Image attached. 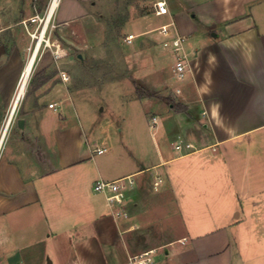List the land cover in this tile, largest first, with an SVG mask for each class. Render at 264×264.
<instances>
[{"label":"crops","instance_id":"obj_1","mask_svg":"<svg viewBox=\"0 0 264 264\" xmlns=\"http://www.w3.org/2000/svg\"><path fill=\"white\" fill-rule=\"evenodd\" d=\"M95 1L60 0L56 27L84 17ZM164 1L169 12L161 15L135 0L122 28L134 46L145 37L171 58L161 96L171 93L180 109L150 117L166 147L159 143L156 163L108 177L92 166L67 71L66 80L35 82L10 115L26 47L8 44L32 15L31 0H0V264H126L148 218L171 223L163 244L175 243L168 254L155 248L152 264H252L245 251L264 242V0ZM178 54L182 78L173 72ZM158 168L152 180L168 190L159 197H169L171 213L153 211L141 189L145 171ZM124 176L133 183L115 215L93 185Z\"/></svg>","mask_w":264,"mask_h":264},{"label":"rangeland","instance_id":"obj_2","mask_svg":"<svg viewBox=\"0 0 264 264\" xmlns=\"http://www.w3.org/2000/svg\"><path fill=\"white\" fill-rule=\"evenodd\" d=\"M47 1L31 0V13L42 14ZM134 1L96 0L87 15L61 28H57L52 20L45 34L51 47L44 49L41 45L23 94L25 96L31 91L35 82L44 79L56 82L61 78V71H67L73 92V116L83 122L86 141L92 150L96 147L108 148L102 154L92 153V166L102 169L108 177L122 173L131 165L151 166L156 163L159 143L164 149L166 147L158 133L160 121H157L156 128H151L150 117L168 109L170 105L173 111L180 109L179 102L171 93H168L167 97L161 96L164 92L161 87L165 86L160 82L167 77L171 58L160 52L154 46L155 43L151 44L145 37L138 47L125 39L128 34L122 24L129 19L131 4ZM155 1L141 0L140 5L144 10H151ZM26 24L27 28L21 23L22 32L11 37L8 44L10 49L16 44L26 47L18 82L35 43L27 30L34 31L37 24L29 21H26ZM149 45L153 46L152 52L145 51ZM44 50L51 53L52 62L49 52L40 60ZM55 51L60 54L57 58L54 56ZM146 91L152 95H147ZM160 116L159 114L158 117ZM171 168L176 178L177 161L171 164ZM158 169L145 171L141 189L153 211L160 212V207L161 213H171L174 207L172 203L167 202L169 197H159L161 193L164 194L163 191L168 195V190L164 187L160 190L161 183L154 187L153 174L160 173V168ZM92 172L93 169H90L89 173ZM221 184L225 182L221 181ZM148 219L144 226L132 235L130 247L136 252L149 247L156 248V252L168 254L167 247L172 248L175 245L163 244L171 237V223L165 221L162 225L160 222L151 221V218ZM148 234L149 243H143L142 239ZM260 246L258 250H253L256 245L253 244L252 247L251 244L245 251L252 264L256 256L257 264H264V242ZM161 253L157 254L160 256Z\"/></svg>","mask_w":264,"mask_h":264},{"label":"built area","instance_id":"obj_3","mask_svg":"<svg viewBox=\"0 0 264 264\" xmlns=\"http://www.w3.org/2000/svg\"><path fill=\"white\" fill-rule=\"evenodd\" d=\"M54 0H48L47 5L45 7V10L42 14L35 13L29 16L28 18L22 20V23L24 24L25 28H27L26 21H29V23H36V29L34 31L27 30L29 36L32 38V40H35L33 50L36 49V52L38 53L41 45H43V48L45 49L50 48L51 44L49 43V38H45V34L48 30L50 22L53 20L54 12L56 10V7L58 6V3L60 0H57L56 6L54 7L51 15L49 16L48 20V13L50 10V6L53 3ZM155 12L157 14H168V6L164 0H157L154 3ZM164 31L166 30L163 28ZM43 34V38L41 41L38 40L39 35ZM133 37V34H128L126 36V40L130 41ZM180 37H175L171 41V45L173 47L174 51H177L180 47ZM165 46H169V43L167 41L164 42ZM32 50V51H33ZM54 56L57 58L60 54L57 53V51L54 52ZM186 63L183 61V58L181 55L176 56V60L174 62V76L177 78H182L186 73ZM61 77L63 80H66L68 76L65 73L61 74ZM176 92H179V89H176ZM50 107L54 105V103L48 104ZM153 123L155 124V119L153 118ZM177 147H180V145H176ZM186 146H190L188 143ZM107 150V147H96L92 151L101 154ZM133 183V178L131 176H124L117 179L112 180H97L94 185L93 189L94 191L101 192L105 195V198L107 200V204L110 207L111 211L115 215H122V208L125 204L126 197H125V191ZM158 181L154 182V187H157ZM155 249H149L145 251H141L132 255H129L126 261V264H152L153 262V255H154Z\"/></svg>","mask_w":264,"mask_h":264},{"label":"bare ground","instance_id":"obj_4","mask_svg":"<svg viewBox=\"0 0 264 264\" xmlns=\"http://www.w3.org/2000/svg\"><path fill=\"white\" fill-rule=\"evenodd\" d=\"M56 3H57V0H54L53 3L51 4L50 10H49V13H48L47 20H48L49 16L51 15L54 7L56 6ZM42 38H43V34L39 35L38 40L41 41ZM36 56H37V52H36V49H35L31 53V55L29 56V58H28V60H27V62L25 64V66L23 68V71H22V74H21V77H20V80H19V83H18V86H17V90H16V93H15V96H14L13 101H12V104H11L10 115L12 113V110L15 108L14 105H17L19 99L24 94L25 86H26V83H27L28 78L30 76V73L32 71L33 64H34V61H35ZM8 120H9V118H8ZM8 120H7V122L5 123V125L3 127L4 130H5V127H6L7 123H8Z\"/></svg>","mask_w":264,"mask_h":264},{"label":"trees","instance_id":"obj_5","mask_svg":"<svg viewBox=\"0 0 264 264\" xmlns=\"http://www.w3.org/2000/svg\"><path fill=\"white\" fill-rule=\"evenodd\" d=\"M146 93H147V95H149V96L152 95L151 93H149V92H147V91H146ZM167 101H168V100H167Z\"/></svg>","mask_w":264,"mask_h":264},{"label":"water","instance_id":"obj_6","mask_svg":"<svg viewBox=\"0 0 264 264\" xmlns=\"http://www.w3.org/2000/svg\"><path fill=\"white\" fill-rule=\"evenodd\" d=\"M14 107H15V105H14Z\"/></svg>","mask_w":264,"mask_h":264}]
</instances>
